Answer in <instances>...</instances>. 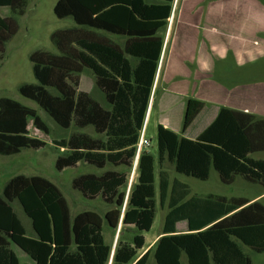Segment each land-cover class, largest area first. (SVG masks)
I'll use <instances>...</instances> for the list:
<instances>
[{
    "label": "trees",
    "instance_id": "16d2710c",
    "mask_svg": "<svg viewBox=\"0 0 264 264\" xmlns=\"http://www.w3.org/2000/svg\"><path fill=\"white\" fill-rule=\"evenodd\" d=\"M29 0H0V6L21 12ZM174 0H57L58 18L71 16L74 26L54 30L50 39L57 52L38 49L29 59L36 82L23 83L19 93L36 102L61 128L90 126L97 136L73 132L53 139L64 150L56 155L62 171L83 161L97 168L107 164L131 167L135 145L146 120L160 61L164 35ZM17 23L0 15V52L15 34ZM100 31L122 36V45ZM163 53V54H162ZM89 69L106 106L79 89V73ZM205 103L189 97L181 132L157 124V156L144 149L137 163L136 181L129 190L123 170L107 169L72 179L83 196L100 195L112 207L104 215L83 210L71 216L59 187L40 175L17 174L0 193V264H251L250 250L264 252V204L246 197L208 193L191 195L189 186L159 172L160 204L167 201L162 231L153 247L145 235L156 214V163L168 161L174 170L200 180L211 169L224 184L237 176L264 190V117L220 106L213 120L195 137L185 135ZM45 133L48 127L36 109L0 97V154L22 148L38 149L47 142L31 136L28 125ZM30 219L29 236L12 202ZM186 221L187 230L176 224ZM104 224L118 230L114 245L104 235ZM129 226L131 240L120 234ZM11 244L28 257L21 262Z\"/></svg>",
    "mask_w": 264,
    "mask_h": 264
},
{
    "label": "rangeland",
    "instance_id": "374dc122",
    "mask_svg": "<svg viewBox=\"0 0 264 264\" xmlns=\"http://www.w3.org/2000/svg\"><path fill=\"white\" fill-rule=\"evenodd\" d=\"M56 1L57 0H29L21 12L12 11L6 6H0V15L11 16L17 23L15 34L6 41L4 50L0 52V97H9L18 100L22 104L36 109L37 114L48 127V133H45L35 128L31 121L28 125L29 134L46 141V146L38 149L22 148L20 152L12 155L0 154V193L5 183L17 174L40 175L51 180L59 187L68 202L71 216L83 210H93L104 215L112 205L106 203L100 195L95 198L83 196L79 190L72 186V179L85 173L100 174L107 169H115L123 170L127 173L129 186L132 167L107 164L104 168H97L94 165L81 161L73 167L64 168L62 171L56 170L54 165L56 155L64 150L58 148L53 143V139L58 140L60 138H67L71 133L81 131L92 136H97V134H95L93 128L90 126L78 128L72 125L68 129L61 128L36 102L22 96L18 91L21 84L36 82L32 72V63L29 59L30 54L38 49L57 52L56 47L50 39L51 33L56 29L75 25L71 16L58 18L54 14L53 7ZM100 32L120 45L124 42V37L122 36L103 31ZM212 60L213 67L209 72L211 75L210 79L224 86L226 91L221 92L207 89V95H213L215 99L211 102L217 104L224 102L225 106L232 108L247 107V111L264 117V86L255 87L251 85L253 83L264 82V55L258 57L257 60L251 63L243 65H237L235 59H233L231 55L225 58L213 56ZM177 62L178 60L175 61L173 59V65L169 67L167 63L165 77L163 78L167 85H165L164 82H160L157 88L154 87L153 93H155V100L152 101L151 113L146 118L144 133L150 140V144L146 147V150L150 151L155 157L157 156L158 105L164 93L163 91L167 89L168 91L183 92L187 91L188 88V92H197L201 88V83L196 81L195 78L190 75L186 77V71L179 67L181 65L180 62L176 65L177 67H174ZM163 63L164 59L162 65ZM187 80L188 83L186 82ZM79 81V89L86 91L100 104L106 106L102 92L95 85L94 74L91 70L84 69L79 73ZM244 86H246V88H244ZM184 113L185 104L179 123L175 124V127H173L178 133L182 128ZM196 125L199 126L200 121ZM195 130L196 129L193 131ZM252 156L254 158L264 159V151L256 152L252 154ZM155 169L157 185L156 214L151 229L147 232H143L146 240L145 248L153 247L155 241L159 237L162 231L164 216L167 211V201L161 205L159 200L158 180L160 171H166L170 180L178 179L185 182L189 186L191 195L203 196L208 193H213L228 197L242 196L247 198L264 191L259 184L247 182L239 176H237L231 184H224L220 181L219 175L214 169H211L210 175L206 180H200L178 173L174 170L173 164L168 161H164L161 164L156 163ZM136 177L137 171L133 175L132 183L136 181ZM260 202L264 204V197L260 199ZM12 205L17 216L22 221L27 235L34 236L30 219L23 212L21 205L16 200L12 202ZM185 228V222H179L177 224V230L179 232H185ZM134 232L133 228L129 226V228L120 235L122 238L129 241ZM104 235L106 241L114 245L118 230L114 232L113 229L104 224ZM241 246L244 252L250 255L252 260L251 264H264V252L257 253L250 250L247 246ZM11 248L15 251L22 263L29 262V257L17 246L11 244ZM149 262L153 264L152 257H150ZM182 263L187 264L185 256H182Z\"/></svg>",
    "mask_w": 264,
    "mask_h": 264
},
{
    "label": "crops",
    "instance_id": "0c3cea01",
    "mask_svg": "<svg viewBox=\"0 0 264 264\" xmlns=\"http://www.w3.org/2000/svg\"><path fill=\"white\" fill-rule=\"evenodd\" d=\"M163 35L165 58L163 57V65V61H160L158 66L154 87L157 88L160 82L165 84L163 78L167 63L168 67L172 66L174 59L180 62L179 67L186 71V77L190 75L195 78L201 83V88L197 92H188V88L183 92L167 89L163 91L158 105L157 124L176 132L173 127L179 123L187 99L197 98L204 101L205 106L192 127L185 133L186 136L193 138L213 120L217 109L225 106L224 102L223 104L211 102L215 99L206 92L207 89L226 91L224 86L210 79L212 57L225 58L231 55L237 65H243L264 55V0H174L173 10ZM178 62L174 67H177ZM186 82L188 83V80ZM251 85L264 86V82ZM152 94L146 118L151 113L152 101L155 100V93ZM235 109L247 111V107ZM199 121L200 125L197 126ZM194 129L196 130L193 131ZM260 197H264V191L247 198L250 201H260ZM185 229L187 230V225Z\"/></svg>",
    "mask_w": 264,
    "mask_h": 264
},
{
    "label": "built area",
    "instance_id": "2783aa9c",
    "mask_svg": "<svg viewBox=\"0 0 264 264\" xmlns=\"http://www.w3.org/2000/svg\"><path fill=\"white\" fill-rule=\"evenodd\" d=\"M145 124H146V120L144 122V125L142 127V130L140 132V135H139V138L137 140V143L135 145V155H134V158H133V162H132V172H131V177H130V181H129V186H128V189L127 191L129 190V187L131 185V181H132V178H133V175L136 173L137 171V163H138V159H139V156H140V153L146 149L147 146H149L150 144V140L149 138H147L145 136Z\"/></svg>",
    "mask_w": 264,
    "mask_h": 264
}]
</instances>
